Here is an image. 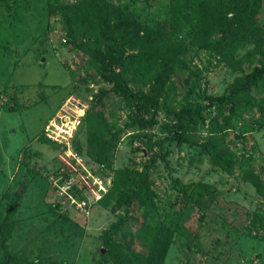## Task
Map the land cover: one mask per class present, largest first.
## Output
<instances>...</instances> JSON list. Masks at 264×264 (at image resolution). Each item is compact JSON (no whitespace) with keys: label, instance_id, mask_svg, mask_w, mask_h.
Masks as SVG:
<instances>
[{"label":"rangeland","instance_id":"rangeland-1","mask_svg":"<svg viewBox=\"0 0 264 264\" xmlns=\"http://www.w3.org/2000/svg\"><path fill=\"white\" fill-rule=\"evenodd\" d=\"M82 1L27 0L17 18L1 15L0 264H114L101 251V236L124 212L116 197L150 160L148 144L168 134L162 125L174 122L161 108L116 95L90 47L118 55L113 67L132 89L176 110L227 92L264 57L256 50L264 38L223 48L186 40L175 53L182 64L164 49L141 73L131 57L141 52L146 27L169 35L170 0H108L120 4L128 20L73 23V37L61 11L73 21ZM259 14L264 20V0ZM100 90L106 91L107 103L99 106L108 129L120 130L104 160L86 152L85 119ZM133 113L155 122L125 126ZM215 116L214 106L205 105L187 135L223 140L235 164L222 169L200 148L169 140V164L159 158L150 171L152 211L134 201L115 234L125 249L146 251L138 232L158 219L174 231L163 264H264V125L250 112L234 116L220 131L221 118ZM170 175L209 188L186 202L177 197ZM64 184L68 188H58ZM66 192L86 198L89 213L66 200Z\"/></svg>","mask_w":264,"mask_h":264},{"label":"trees","instance_id":"trees-1","mask_svg":"<svg viewBox=\"0 0 264 264\" xmlns=\"http://www.w3.org/2000/svg\"><path fill=\"white\" fill-rule=\"evenodd\" d=\"M27 0H0L1 15L17 18L23 12L24 2ZM263 0H170L169 35L156 31L153 27H146L144 36L140 38L139 54L131 57L132 64L138 72L144 73L153 64V54L164 49L172 53V58L177 64H182L175 53L181 49L186 40H191L204 48H223L242 41H252L256 44L264 38V20L260 19V10ZM67 33L75 35L74 24L84 22L87 25H104L105 19L114 18L116 21L128 20V13L118 4L108 0H83L79 7L74 8L72 19L62 9ZM135 23V22H134ZM134 23L131 26H134ZM136 27V26H135ZM184 32L183 36H178ZM212 34H217L216 41L210 40ZM1 35V33H0ZM74 42V40H73ZM118 44V43H117ZM264 56V46L258 45L257 49ZM91 55L100 64L102 79L111 86V90L124 99L139 101L146 105H153L163 109L165 115L174 121L171 125L164 124L163 128L168 134L162 139L148 144L150 160L144 165L143 170L136 172L132 180L133 185L124 186L116 197V206H122L124 212L102 232L103 255L109 256L114 264H163L167 249L172 241L173 229L167 220L153 219L143 231L138 232L146 251H132L125 249L115 240V234L123 227L129 207L134 201H139L145 207L146 213L152 211V190L150 184V171L154 163L160 158L168 165L167 155L169 140L177 144L188 142L208 156L212 165L229 170L235 164L236 157L228 149L223 140L214 138H193L187 135L192 127L201 118L205 105L214 106L216 116L221 118L220 131L229 128L234 116H243L252 112L262 119L264 125V57L260 63L242 77L236 79L222 94L204 95L205 105L190 102L180 109H172L166 103L159 102L150 93L140 89H132L126 78L113 67L116 56L107 55L94 47H90ZM105 90H100L95 95V103L89 109L86 122V152L90 157L104 160L108 157V147L113 143L114 137L120 132L116 129L110 132L105 117L103 105L107 103L102 99ZM109 105H107V108ZM154 119L131 114L125 126L135 124H153ZM111 134L109 137L106 135ZM171 185L177 191V197L186 202L193 200L195 193L198 197L203 195L202 189H207L204 182L184 183L178 177L170 175ZM5 246V242H2Z\"/></svg>","mask_w":264,"mask_h":264},{"label":"built area","instance_id":"built-area-1","mask_svg":"<svg viewBox=\"0 0 264 264\" xmlns=\"http://www.w3.org/2000/svg\"><path fill=\"white\" fill-rule=\"evenodd\" d=\"M48 129V128H47ZM49 135V134H47ZM50 136V135H49ZM58 185V188H68V184ZM66 200H68L72 205L75 207L79 208L81 211H83L85 214L89 213V210L91 209V204L90 202H86V198H75L71 194L66 192Z\"/></svg>","mask_w":264,"mask_h":264}]
</instances>
